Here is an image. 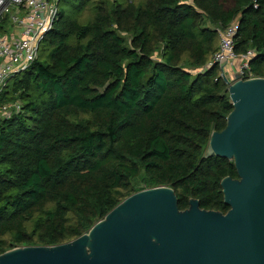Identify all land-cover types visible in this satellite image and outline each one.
I'll list each match as a JSON object with an SVG mask.
<instances>
[{"label":"trees","instance_id":"1","mask_svg":"<svg viewBox=\"0 0 264 264\" xmlns=\"http://www.w3.org/2000/svg\"><path fill=\"white\" fill-rule=\"evenodd\" d=\"M232 26L264 79V0H58L37 59L0 93L21 107L0 118V255L71 242L153 188L226 214L221 182L238 173L207 150L233 111L210 66Z\"/></svg>","mask_w":264,"mask_h":264},{"label":"water","instance_id":"2","mask_svg":"<svg viewBox=\"0 0 264 264\" xmlns=\"http://www.w3.org/2000/svg\"><path fill=\"white\" fill-rule=\"evenodd\" d=\"M223 79L233 111L207 156L233 160L238 173L221 182L226 214L198 200L180 211L171 188L143 190L81 237L16 248L0 264H264V79Z\"/></svg>","mask_w":264,"mask_h":264},{"label":"built area","instance_id":"3","mask_svg":"<svg viewBox=\"0 0 264 264\" xmlns=\"http://www.w3.org/2000/svg\"><path fill=\"white\" fill-rule=\"evenodd\" d=\"M58 0H0V25L8 16L9 28L0 32V93L9 79L26 71L37 59L41 41L52 29L57 16ZM235 27L220 32V50L211 65L219 64L222 77L227 68L233 69L242 80L255 77L249 62L254 57L250 50L238 56L234 46ZM19 104L0 106V118H9L20 110Z\"/></svg>","mask_w":264,"mask_h":264},{"label":"rangeland","instance_id":"4","mask_svg":"<svg viewBox=\"0 0 264 264\" xmlns=\"http://www.w3.org/2000/svg\"><path fill=\"white\" fill-rule=\"evenodd\" d=\"M9 25L10 24L6 25L7 28H9ZM43 58L46 59V55ZM226 73H227V74H225L226 78H228L230 82H233V80H235V78L237 76V73L231 68H227Z\"/></svg>","mask_w":264,"mask_h":264}]
</instances>
